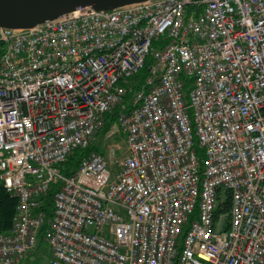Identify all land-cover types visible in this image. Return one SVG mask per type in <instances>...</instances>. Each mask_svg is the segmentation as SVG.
Returning <instances> with one entry per match:
<instances>
[{"label": "built area", "instance_id": "1", "mask_svg": "<svg viewBox=\"0 0 264 264\" xmlns=\"http://www.w3.org/2000/svg\"><path fill=\"white\" fill-rule=\"evenodd\" d=\"M0 188L17 201L0 264L45 222L47 264H264V0L0 27Z\"/></svg>", "mask_w": 264, "mask_h": 264}, {"label": "water", "instance_id": "2", "mask_svg": "<svg viewBox=\"0 0 264 264\" xmlns=\"http://www.w3.org/2000/svg\"><path fill=\"white\" fill-rule=\"evenodd\" d=\"M146 1L149 0H0V27L28 29L87 7L109 11Z\"/></svg>", "mask_w": 264, "mask_h": 264}, {"label": "trees", "instance_id": "3", "mask_svg": "<svg viewBox=\"0 0 264 264\" xmlns=\"http://www.w3.org/2000/svg\"><path fill=\"white\" fill-rule=\"evenodd\" d=\"M146 71H147V67H145L138 76L143 77L146 74ZM116 117H117V111L113 112L112 114H108L106 116L105 118L106 124L103 132H107L109 130L111 125L116 121ZM91 150L100 151V149L97 146H93L88 150H77L76 152H74L71 158L62 166L64 174L70 175L72 172H74L78 166L81 157L87 154ZM55 191L56 188H54L49 193L46 199L44 209L47 213V219L50 218V216L52 215V206H53L52 202ZM16 205H17L16 199L11 197L10 194L7 193V191L4 188H0V234L6 233L11 229ZM46 227L47 224L45 222V224L40 229L38 247H41L44 244L43 233Z\"/></svg>", "mask_w": 264, "mask_h": 264}, {"label": "rangeland", "instance_id": "4", "mask_svg": "<svg viewBox=\"0 0 264 264\" xmlns=\"http://www.w3.org/2000/svg\"><path fill=\"white\" fill-rule=\"evenodd\" d=\"M100 138H101V143H104L105 141L103 139V136H101ZM113 143H115L117 145L119 144V146L124 148L126 146L125 137L124 136H122V137L118 136L113 140ZM100 149L103 150V148L101 146H100ZM120 155H121V153L118 151L117 156H120ZM113 167H114V168H112L113 170L117 168L116 165H114ZM50 256H51L50 249L44 243L41 247H37L36 250L33 251L32 254H30L22 262V264H47L49 259H50Z\"/></svg>", "mask_w": 264, "mask_h": 264}, {"label": "crops", "instance_id": "5", "mask_svg": "<svg viewBox=\"0 0 264 264\" xmlns=\"http://www.w3.org/2000/svg\"><path fill=\"white\" fill-rule=\"evenodd\" d=\"M102 150V149H101Z\"/></svg>", "mask_w": 264, "mask_h": 264}]
</instances>
